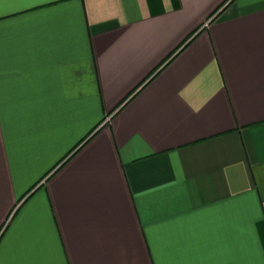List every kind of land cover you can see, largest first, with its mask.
<instances>
[{
    "label": "crops",
    "instance_id": "1",
    "mask_svg": "<svg viewBox=\"0 0 264 264\" xmlns=\"http://www.w3.org/2000/svg\"><path fill=\"white\" fill-rule=\"evenodd\" d=\"M0 264H264V0H0Z\"/></svg>",
    "mask_w": 264,
    "mask_h": 264
}]
</instances>
